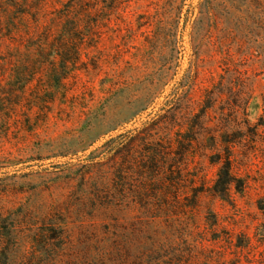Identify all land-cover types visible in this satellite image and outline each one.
Returning a JSON list of instances; mask_svg holds the SVG:
<instances>
[{"label":"rangeland","instance_id":"1","mask_svg":"<svg viewBox=\"0 0 264 264\" xmlns=\"http://www.w3.org/2000/svg\"><path fill=\"white\" fill-rule=\"evenodd\" d=\"M103 38L35 128L0 110V264H264V0H131Z\"/></svg>","mask_w":264,"mask_h":264},{"label":"trees","instance_id":"2","mask_svg":"<svg viewBox=\"0 0 264 264\" xmlns=\"http://www.w3.org/2000/svg\"><path fill=\"white\" fill-rule=\"evenodd\" d=\"M130 1L0 0V80L19 85L1 92L10 98L0 100V110H15L22 126L29 129L44 121L57 99L69 97V79L80 61L78 54L88 47H103L106 21ZM60 51L66 55L60 56ZM60 62L63 64L58 67ZM136 139V135L130 138ZM224 173L233 176L230 163ZM232 181L230 177L225 184L230 186ZM148 239L152 242L142 240L135 248L124 242L109 256H78L71 263L154 264L156 241Z\"/></svg>","mask_w":264,"mask_h":264}]
</instances>
